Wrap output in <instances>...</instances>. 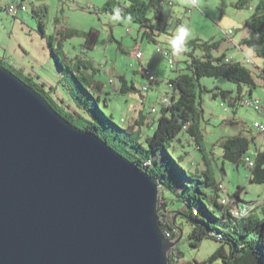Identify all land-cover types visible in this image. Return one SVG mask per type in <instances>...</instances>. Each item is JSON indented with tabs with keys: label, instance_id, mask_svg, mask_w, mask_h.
<instances>
[{
	"label": "rangeland",
	"instance_id": "374dc122",
	"mask_svg": "<svg viewBox=\"0 0 264 264\" xmlns=\"http://www.w3.org/2000/svg\"><path fill=\"white\" fill-rule=\"evenodd\" d=\"M144 1L148 6L147 16L151 17L155 8L162 10L166 25L164 26L165 32L159 35V44L168 50L174 58L173 66H170L162 56L160 57L156 49L157 44L148 42L146 36L142 35L139 22L122 14L121 21L111 20V16L115 14L112 9H116L118 3L126 5V0H0L1 66L6 69L11 68L21 79L28 78L31 82L42 87L47 97L53 100L59 108L76 110L78 125L86 122L85 120H90L91 117L84 108L80 107L77 94H82L89 100L91 98L80 86L74 74L78 75L80 70L90 73L94 69V76L101 79L104 82L105 90L109 91L108 105L104 106L99 101L105 113L107 115L112 114V120L104 119L105 123L108 124V143L118 148L124 155H134L145 163L155 157L157 162L153 161L151 167L161 177L165 186L164 190L160 187L159 192L164 197L179 194V198H182V196H187L193 192L194 182L183 177L180 171L173 166L170 157L161 150H158L155 155L144 151L146 141L143 137L140 138V147L123 144L119 138H124L127 134L114 125V123L121 125L128 121L132 122L134 113H137L136 106L131 105L130 99L139 96L138 90L143 78L135 71V69H139V61L131 55L135 43L140 44V49L143 50L146 57L152 58L151 60H155L157 57L161 58L158 70L160 84L155 83L145 93L141 92L147 96L143 99V103H139V106L142 107L148 121L152 122L150 128H146L147 134L152 132L160 114L158 99L166 91L164 79L176 76L178 70L183 66L182 59L186 56L184 53L175 56L171 51L170 40L176 34L178 26L183 24L191 30V35L184 45L186 50L190 51L194 43L215 41L218 44L211 48L213 56L224 54V58H228L235 55V58L240 59V55L242 56L244 52H247L253 61L252 64H249L245 57L239 61L244 60L243 62L252 67L254 71H257L256 64H262V61L246 47H242V50L235 48L233 41L226 35L229 28H242L245 18L251 14L247 7V0H240L243 3L239 7L234 4L239 0H195V4L192 3V0ZM20 3L27 8L25 10L17 9L14 14L5 9L10 4L17 6ZM106 7L112 9L105 10ZM41 19L44 22V34L38 28V22ZM153 23L156 25V20L153 19ZM66 28L73 29L78 34L66 37L64 36ZM90 28L97 30L98 33L94 47L87 49L84 47V36L81 33ZM233 35L234 33L231 34L232 37ZM54 51L56 52L54 53ZM55 55H58L63 66L58 62ZM83 63L87 67H84ZM121 74L126 76L129 83L132 80L135 82L134 91L124 94L115 93L118 91L120 83L118 76ZM156 79L155 76L151 84ZM200 81L203 86L213 91L217 90L214 88L217 86L222 89H230L232 97L236 96L237 84L226 78L201 77ZM256 82L257 86L252 89L251 97L262 101V110L238 103L232 106L228 103L231 98L222 99L219 96H213L211 91L201 92L200 105L203 109L201 117L202 151L195 150L194 152L195 142L191 141V146L185 145V148L190 151L191 158L188 160L192 162V165L189 164L188 160L180 161V164L188 171L195 168L203 170L210 167L215 181L225 185L227 195H232L240 186L239 198L244 202L255 203L254 208L249 211V215L262 217L264 184L251 182L249 180L250 168L242 161L235 164L224 159L221 148L218 146L221 137L243 132L247 136H254V141L249 145L245 157L254 159L257 150H264V133H260V130L254 126L255 121L264 123V82L259 77H256ZM244 88L246 89V86L243 87V91ZM246 96L250 97L247 94ZM68 103L71 108L67 106ZM152 107H155L156 111H151ZM230 117H234L240 122L231 124L226 121ZM184 141L186 143L183 136ZM167 148L179 161L177 154L170 147ZM202 153L205 158L202 157ZM183 180L188 186L183 184ZM203 190L208 194V197L204 198L205 204L212 212L206 217L208 221L215 228L236 235L228 223L220 221L222 212L211 201V198L216 197V195L218 198L226 195L225 192L218 190L215 193L206 187ZM196 203L200 205L199 201ZM178 205L180 203L176 201L167 202L165 213L169 216L172 215L178 209ZM185 207L188 208V206ZM182 217V215L177 216L174 226L176 229L180 226L182 230L177 243L178 249L183 252L179 261L183 264H221L220 258L212 262L208 261L211 254L220 245V241L205 237L198 246H191L188 238L191 227ZM237 225L239 229H242L240 220H238ZM245 237H248V234Z\"/></svg>",
	"mask_w": 264,
	"mask_h": 264
},
{
	"label": "water",
	"instance_id": "95a60500",
	"mask_svg": "<svg viewBox=\"0 0 264 264\" xmlns=\"http://www.w3.org/2000/svg\"><path fill=\"white\" fill-rule=\"evenodd\" d=\"M160 187L0 65V264H169Z\"/></svg>",
	"mask_w": 264,
	"mask_h": 264
},
{
	"label": "trees",
	"instance_id": "16d2710c",
	"mask_svg": "<svg viewBox=\"0 0 264 264\" xmlns=\"http://www.w3.org/2000/svg\"><path fill=\"white\" fill-rule=\"evenodd\" d=\"M126 1V5L117 2L118 6L116 9L119 8L122 15L129 16L132 20L139 22L142 35L146 36L148 42L158 45L160 42L159 35L165 32L164 26L166 25L161 8H155L150 17L147 16L146 13L148 11L146 1ZM242 3L243 2L239 0L234 4L236 7H239ZM246 3L251 14H249L243 22L242 29L244 33L237 44L240 47L248 48L255 57L262 61V64H256L257 71L247 66V64L243 62L244 60L239 61L224 58V54L221 56H213L211 48L216 47L218 44L215 41L210 43L204 41L194 43L190 51L185 49L183 52L186 56L182 59L183 66L178 70L176 76L170 77L167 80L169 90H166L165 93L170 96V99L168 104L160 105L158 108L160 114L150 134H147L146 128H150L152 122L148 120L146 122L142 114H140L137 119L132 122L128 121L126 124L117 125L113 121L117 129L127 134L124 138H119L123 144H128V146L131 147H140V138L143 137L146 141V149L144 151L155 155L158 150H161L170 157L173 166L180 171L183 177L194 182L193 192L187 196H182V198H179V194H172V196L168 197H164L162 194L159 195L158 213L160 215V224L164 232L168 233V238H170V240L177 239L182 230L180 226H178V229L174 226L176 225L177 216L182 215V218H184L191 227V231L188 233L191 246H198L200 241L205 237H211L220 241V245L215 249L214 253L211 254L208 261L212 262L220 258L221 264H264V207L262 208V217L251 216L249 213L245 217L236 216L231 213V208L244 202V200L239 198L241 187L238 186L232 195L228 194L230 203L226 205L221 204L220 198L216 195V197L214 196L211 198V201L214 206L219 208L222 212L220 221L228 223L229 227L236 232V235H233L232 232H224L221 229L215 228L206 218L207 215L212 214V212L205 204L204 198L208 197V194L203 188L206 187L217 193L218 190H220L218 186L219 183H217L212 176L213 173L210 167L203 170L195 168L194 170L188 171L180 164V161H185L188 157L189 152L187 149H184V147L185 145L191 146V141H194V146L202 151L201 141L203 135L201 132V117L203 115V109L200 105V95L202 91H211L213 96H219L222 99L231 98L228 103L234 106L236 103L243 104L242 101L245 98H252V89L257 86L256 77L261 78L264 82V0H247ZM22 5L24 4L20 3L16 6V9H20ZM250 6H252L251 9ZM8 7L9 5L5 7L6 11ZM104 9L107 10L112 8L106 7ZM116 9H112V12L115 13ZM153 19L156 20V25L153 23ZM43 23L42 19L39 20L38 28L41 33L44 34ZM238 28H236V30H238ZM97 33L98 31L93 28L81 33V35L84 36L85 48L91 49L94 47ZM77 34V31L67 28L64 32V36L66 37ZM55 52L56 51H54V53ZM55 56L60 63L58 55ZM247 56L248 55H245L244 57L246 58ZM248 57L251 59L250 56ZM1 62L0 60V65H2ZM83 65L87 67L86 64L83 63ZM67 68L71 70V68ZM9 70L13 72L11 68ZM94 73V69L90 73L83 70H80L78 75L73 73L80 86L91 98V100H89L86 96L79 93L77 94L80 107L84 108L85 112L91 117L90 120H85L86 122L81 125H78V121L76 120V110L71 111L59 108L53 100L47 97L42 87L31 82L28 78L22 79L30 87L41 93L42 97L72 124L84 128L85 130L98 133L99 136L108 143V124L105 123L104 119L112 120V114L110 113L107 115L100 106L99 101H101L104 106H107L108 98H110L108 97L109 91L105 90L104 82L96 78ZM14 74L17 75L16 73ZM141 74L143 75L142 72ZM201 77H223L236 83L238 86L236 87V96L232 97L230 89H222L214 86L217 90L213 91L212 89L206 88L200 81ZM118 79L120 81L118 91L121 94L135 90L134 84L132 82L129 83L123 74L119 75ZM244 86H246V89L244 88L243 91ZM138 92H140V90H138ZM246 94L250 97H247ZM67 106L71 108L69 103ZM78 117L80 118V116ZM226 121L231 124H238L240 122L234 117H230L226 119ZM183 136L186 139V143L185 141L183 142ZM253 141L254 136H247L245 133L239 132L235 135L221 137L218 141V146L221 148L222 157L224 159L238 164L243 160L249 149V145H251ZM111 146L114 147L113 145ZM167 147H170L172 151L177 154V159L179 161L176 160V157L173 156ZM114 149L120 152L118 148L114 147ZM125 157L157 179L158 184H160L161 188L164 190L165 186L161 177L151 167L153 161L157 162L155 157H153L152 160H148L146 163L134 155H125ZM202 157L205 158L203 153ZM189 164L191 165L192 163L189 161ZM250 170L251 175L249 176V180L251 182L264 184V150H257L254 156V165L250 167ZM183 184L188 186L185 180H183ZM169 201L172 203L175 201L180 203L178 209L170 216L165 213L167 202ZM198 201L200 205L196 203ZM244 203L252 205L251 209L255 206V203ZM185 206H188V208ZM238 220L241 221L242 229H239L237 225ZM247 234L248 237H245ZM167 253L169 264H183L179 261L183 252L178 249L177 245L168 250Z\"/></svg>",
	"mask_w": 264,
	"mask_h": 264
},
{
	"label": "built area",
	"instance_id": "2783aa9c",
	"mask_svg": "<svg viewBox=\"0 0 264 264\" xmlns=\"http://www.w3.org/2000/svg\"><path fill=\"white\" fill-rule=\"evenodd\" d=\"M192 3L195 4L196 1L195 0H192ZM26 8L27 7L25 5H22L20 7V10H25ZM251 8H252V6H250V9ZM7 11L9 13H11V14L16 13V11H17L16 6L13 5V4H10L9 7L7 8ZM236 28H238V27L229 28L226 31V35L229 38H231V34H233L235 32ZM174 36H175V34H174ZM156 49L159 52L160 56H162L164 59L167 60L168 64H170V66H173L174 65L175 60H174V58L172 57V55L170 54V52L168 50L162 48L160 46V44H158L156 46ZM132 55H133V57L135 59L141 60L142 59L143 52L139 48H136V49L133 50V54ZM245 60H247L248 63H252V60L248 56L245 58ZM131 66H133V65L131 64ZM138 70H145V73H146V84L145 83L141 84L140 85V89H139L140 90V93L141 92H144L145 93L149 89V85L151 84V77L152 76H156V73H155L154 69L150 65L146 64L145 62H141L140 63V66H139V69ZM141 94H143V93H141ZM169 99H170V96L167 95L164 92V94L161 96L160 99H158V101H159V104L160 105H165V104H168ZM261 102L262 101L260 99H258V98H255V99H252V98L251 99H248V98L246 99L245 98L242 101V103L245 104L246 106H253L257 110H262L263 109V106H262V103ZM151 111H156V108L155 107H152ZM254 126L257 127L260 130V133H264V123H260L258 121H255L254 122ZM242 161L249 168L254 165V159H252L250 157H245L244 156V158H243ZM218 186H219V189L220 190H223L225 192V194H226V195H224V196H222L220 198L221 204H225L226 205V204L230 203V198H229V196L226 193V190H225L226 187H225V185L222 182H220L218 184ZM251 208H252V205L245 204L244 202H242L241 204H238L237 206L232 207L231 208V213H238L239 215L245 217L246 215H248V213H249V211H250ZM165 236L168 237V233L167 232H165Z\"/></svg>",
	"mask_w": 264,
	"mask_h": 264
},
{
	"label": "crops",
	"instance_id": "0c3cea01",
	"mask_svg": "<svg viewBox=\"0 0 264 264\" xmlns=\"http://www.w3.org/2000/svg\"><path fill=\"white\" fill-rule=\"evenodd\" d=\"M243 33H244V30L242 29V28H238V30H236L235 32H234V35H233V37L231 36V40L233 41V46L235 47V48H237V49H240V50H242V47H240L237 43H239V40H240V38H241V36L243 35ZM136 48H139L140 49V44H137V43H135V47H134V49H136ZM133 49V50H134ZM141 50V49H140ZM142 52H143V50H141ZM132 54H133V51H132ZM131 54V55H132ZM245 55H248V56H250L247 52H244L243 54H242V56L240 55V59L239 58H235L236 56L235 55H231L230 57H228L229 59H233V60H242V59H244L243 57L245 56ZM133 56V55H132ZM161 57V56H160ZM160 57H157L155 60H151L152 58H149V57H146L145 56V53L143 52V55H142V59L141 60H138L139 61V65H140V63L141 62H145L146 64H148V65H150L153 69H154V71H155V73H156V77H157V81L155 82V83H158V84H160V80H159V78H158V70H159V68H160V63H161V58ZM135 71L143 78V80L141 81V84H143V83H145L146 81H145V77L141 74V71L140 70H137V69H135ZM133 72H134V69H133ZM125 78H126V76H125ZM170 77H168V78H166V79H164V84H166L165 85V89L166 90H168V84H167V80L169 79ZM126 80H127V78H126ZM128 81V80H127ZM132 83L133 84H135V82L132 80ZM155 83H153V84H155ZM153 84H150L149 85V88H151V87H153ZM115 92V91H114ZM115 93H120L119 91H117V92H115ZM121 94V93H120ZM252 94V93H251ZM147 96V95H146ZM145 95H144V93L143 94H139V96L138 97H134V98H131L130 99V101H131V105H135L136 106V111H137V113H134V117H133V120H135V119H137L139 116H140V114H142L143 115V117H144V119H145V121L147 122V120L148 119H146L147 117L144 115V111L142 110V107H140L139 106V103L140 102H142L143 103V99H145V97H146ZM125 100H126V98H125ZM144 121V122H145ZM184 149H186L185 147H184ZM194 150V152H195V150H199L196 146H194V148H193ZM188 151V150H187ZM189 152V155H188V157L186 158V160H188V159H190L191 157H190V151H188ZM204 158V157H203ZM188 162H189V160H188ZM191 162V161H190ZM192 163V162H191ZM192 165V164H191Z\"/></svg>",
	"mask_w": 264,
	"mask_h": 264
},
{
	"label": "clouds",
	"instance_id": "9594fccd",
	"mask_svg": "<svg viewBox=\"0 0 264 264\" xmlns=\"http://www.w3.org/2000/svg\"><path fill=\"white\" fill-rule=\"evenodd\" d=\"M121 11L119 8L115 10V14L111 16V20L115 22L121 21ZM130 19V17H129ZM191 35V30L186 25H180L176 29V34L170 40V46L172 54L175 56H179L181 53L185 51V42L189 39Z\"/></svg>",
	"mask_w": 264,
	"mask_h": 264
},
{
	"label": "bare ground",
	"instance_id": "6f19581e",
	"mask_svg": "<svg viewBox=\"0 0 264 264\" xmlns=\"http://www.w3.org/2000/svg\"><path fill=\"white\" fill-rule=\"evenodd\" d=\"M142 73H143V75L145 76V79H146V73H145V70H140ZM155 79V76H152L151 77V81H153ZM233 215H236V216H241V215H239L238 213H232Z\"/></svg>",
	"mask_w": 264,
	"mask_h": 264
}]
</instances>
